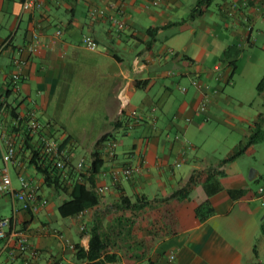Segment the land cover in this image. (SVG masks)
Masks as SVG:
<instances>
[{
	"label": "crops",
	"instance_id": "obj_1",
	"mask_svg": "<svg viewBox=\"0 0 264 264\" xmlns=\"http://www.w3.org/2000/svg\"><path fill=\"white\" fill-rule=\"evenodd\" d=\"M154 1L41 0L39 9L25 11L21 0H0V167L2 138L8 136L16 146L15 162L7 164L12 189H20L22 174L42 203L37 212L23 211L13 196L0 195V216L10 220L0 240V264H79L74 246L88 247L96 210L121 196H168L194 170L209 169L226 174L220 178L224 190L209 197L213 214L203 221L196 218L194 208L207 198L196 187L194 198L177 209L180 230L175 235L160 239L144 259L117 264H264V195L259 191L264 172L252 168L246 179L241 171H227L238 157L221 163L258 127L263 129L264 112L253 108L251 92L244 93L238 75L249 72L251 83L264 75V0H214L195 14L198 0ZM91 8L104 14L91 16ZM113 17L125 27L117 28ZM33 34L38 35L36 52L18 53L33 43ZM84 35L96 41L95 50L85 47ZM16 57L23 65L17 89L8 92ZM193 79L207 87L204 112L197 109L201 93ZM124 83L129 109L143 114L142 122L130 130L127 111L120 112L117 99ZM258 93L264 102V85ZM28 111L45 133L61 142L70 157L71 179L81 158L89 176L97 152L102 164L93 177L94 188L109 186L98 195L97 206L66 217L59 214L70 189L47 186L31 163L41 140L39 133L24 142L20 122ZM72 121L81 123L78 131ZM105 134L120 140L114 157L101 154V143L96 146ZM224 139V153L204 148ZM256 146L241 156L254 157ZM124 164H140L142 171L113 184L112 169ZM252 183L257 185L253 188ZM227 188L246 193L233 200Z\"/></svg>",
	"mask_w": 264,
	"mask_h": 264
},
{
	"label": "trees",
	"instance_id": "obj_2",
	"mask_svg": "<svg viewBox=\"0 0 264 264\" xmlns=\"http://www.w3.org/2000/svg\"><path fill=\"white\" fill-rule=\"evenodd\" d=\"M213 1L198 0L192 14L201 13L202 7L210 5ZM156 30L157 28H154L150 32ZM263 85L264 77L257 85L258 92ZM10 91L11 89H8V92ZM20 124L25 127L24 142L31 140L32 135L26 127L25 120L22 119ZM253 124L259 126V120H254ZM262 135L264 132L258 127L245 144L239 145L236 151L221 163L233 161L245 154L251 146L261 143ZM110 137L107 134L103 135L97 140L96 146ZM93 157L89 176L80 182L76 174L71 179L69 173L64 175L55 169L51 160L41 156L40 148L33 150L31 163L43 176L45 184L56 190H66L67 186L70 189L68 199L58 207L62 217L78 214L99 204L100 198L94 191L93 177L98 173L102 160L99 159L97 152L93 153ZM225 176L221 170H194L186 183L168 196L154 198L145 194H139L135 198L121 196L118 201L96 210L94 223L88 231V247L84 248L79 244L74 246L76 260L79 264H117L120 261L137 262L144 259L160 239L175 235L180 230L177 209L194 198L196 187L201 186L207 196L194 208L196 218L203 221L213 214L214 209L209 197L224 190L220 178ZM226 192L235 200L242 197L246 190L227 188ZM260 231L264 234V217Z\"/></svg>",
	"mask_w": 264,
	"mask_h": 264
},
{
	"label": "built area",
	"instance_id": "obj_3",
	"mask_svg": "<svg viewBox=\"0 0 264 264\" xmlns=\"http://www.w3.org/2000/svg\"><path fill=\"white\" fill-rule=\"evenodd\" d=\"M158 0L154 1L156 4ZM22 9L25 11L37 10L41 7V0H21ZM114 4L112 3L111 6ZM91 16L103 15L104 10L100 8H91L90 9ZM113 24L122 29L125 27V23L122 20H119L115 17L111 18ZM60 31L57 30L56 34H59ZM32 44H29L27 47H20L18 49V53L23 52L25 49L30 52H36L38 48V35H32ZM82 42L86 48L89 50H95L97 48L96 41L89 35H84L82 37ZM15 66L17 67L16 71L11 74V90L17 89V82L20 78V68L23 65V62L19 59V57L14 58L13 60ZM136 63L140 61L138 58L135 60ZM141 64V62H140ZM191 84L200 91L201 100L198 104L197 109L199 111H206L209 104V95L207 91V87L204 86L200 81L193 79ZM128 84H122L117 90V99L119 101L120 112L127 111L128 122L126 124L127 129H133L136 125L140 124L143 120V114L138 109H129V98L127 95ZM182 92L186 91L185 87H180ZM22 118L25 120L26 127L29 129L31 135H37L40 133V154L44 158H48L51 160L53 167L58 171H61L64 175L69 173L68 163H69V155L62 148L61 142H59L52 135L45 133L44 126L40 123L34 112L28 111L25 113ZM3 154L2 160L4 165L0 167V195H11L13 196L19 203L20 209L23 211L29 212H37L41 207L42 203L38 197L36 188L32 186L27 178L20 174V189L17 192H14L11 186V178L9 169L7 164L14 163L15 154H16V146L13 138L8 136H3ZM120 145L119 138L110 137L101 142V149L104 155L109 157H114L116 148ZM178 165V164H177ZM85 167V159L81 158L77 161L75 165L76 169V178L78 181H83L87 176V173L84 171ZM142 171V166L140 164H124L115 167L112 169L110 177L113 181V184L119 182L121 179H129L132 176L139 174ZM109 190V186L102 185L94 188V191L97 195H101ZM260 194L264 195V188H260ZM10 225V220L6 217L0 216V240L5 237L6 229ZM23 243L26 242L24 238L22 240ZM173 259V256L170 257Z\"/></svg>",
	"mask_w": 264,
	"mask_h": 264
},
{
	"label": "rangeland",
	"instance_id": "obj_4",
	"mask_svg": "<svg viewBox=\"0 0 264 264\" xmlns=\"http://www.w3.org/2000/svg\"><path fill=\"white\" fill-rule=\"evenodd\" d=\"M247 73L249 72H243L242 74L238 75L239 78V82L240 83H245V91L246 92H251L250 96L252 97L251 99H253V108H258L259 111L264 112V102H262L261 96L258 93L257 90V85L259 84V82L262 80V78L264 77V75H262L261 77L257 76V80L253 83H251L250 81H252V77L250 75H248ZM253 75V74H251ZM73 108V107H72ZM72 124L76 125L74 128V131H78L79 127H81V123L79 122H71ZM263 131H264V124L262 127ZM230 139V138H228ZM227 141L222 140L220 141V143H216L214 142V140L210 141L207 144H205L204 148L205 149H210L212 147L218 148V150L221 153H224V151L226 150V148L228 147L227 145ZM257 152L255 153L254 157H247V156H240L238 157L235 161H233L232 163H229L227 165V171L228 173H233V172H243L245 174L246 179H249V176L252 172V168H257L260 171L264 172V144L263 142L258 143L257 146ZM253 188L257 185L255 183H252ZM5 215H8L9 213L6 211L4 213Z\"/></svg>",
	"mask_w": 264,
	"mask_h": 264
}]
</instances>
